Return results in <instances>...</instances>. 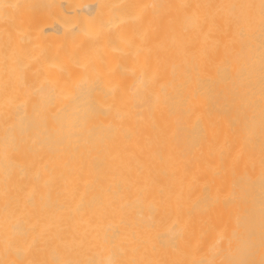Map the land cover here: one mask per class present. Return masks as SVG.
I'll return each mask as SVG.
<instances>
[{"label": "bare ground", "instance_id": "1", "mask_svg": "<svg viewBox=\"0 0 264 264\" xmlns=\"http://www.w3.org/2000/svg\"><path fill=\"white\" fill-rule=\"evenodd\" d=\"M0 264H264V0H0Z\"/></svg>", "mask_w": 264, "mask_h": 264}]
</instances>
